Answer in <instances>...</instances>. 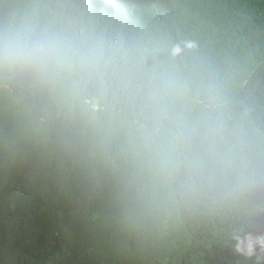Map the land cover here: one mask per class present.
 I'll return each mask as SVG.
<instances>
[{
	"label": "trees",
	"instance_id": "1",
	"mask_svg": "<svg viewBox=\"0 0 264 264\" xmlns=\"http://www.w3.org/2000/svg\"><path fill=\"white\" fill-rule=\"evenodd\" d=\"M59 2L124 71L103 91L0 74V264H264L234 239L264 237V0ZM185 120L233 163L154 172L145 132Z\"/></svg>",
	"mask_w": 264,
	"mask_h": 264
},
{
	"label": "clouds",
	"instance_id": "2",
	"mask_svg": "<svg viewBox=\"0 0 264 264\" xmlns=\"http://www.w3.org/2000/svg\"><path fill=\"white\" fill-rule=\"evenodd\" d=\"M124 56L116 43L93 34L59 0H30L0 21V74L10 78L57 86L94 84L103 91L123 73ZM159 99L158 90L152 102ZM219 135L218 126H197L187 120L166 132L161 126L148 128L144 134L147 163L165 178L179 168L194 182L213 163L220 167L233 163L221 148ZM234 239L237 252L252 256L257 246L264 250V237Z\"/></svg>",
	"mask_w": 264,
	"mask_h": 264
}]
</instances>
